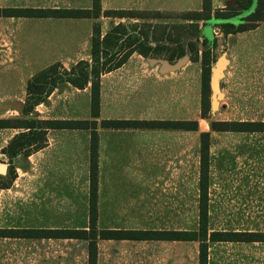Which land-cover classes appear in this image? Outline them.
<instances>
[{"label":"rangeland","instance_id":"rangeland-1","mask_svg":"<svg viewBox=\"0 0 264 264\" xmlns=\"http://www.w3.org/2000/svg\"><path fill=\"white\" fill-rule=\"evenodd\" d=\"M158 3L149 1L148 5ZM227 3L233 2L215 0L212 2V12L220 8L219 17L235 16L238 9L235 11V5L229 6ZM100 6L101 12L94 24L106 30L111 22L102 15L101 0ZM238 6L240 9L247 8V2L239 0ZM200 8L201 0H192L191 11ZM156 12H139L144 15L145 22L138 24V32L143 30L150 36L153 32L159 35L164 30L170 36L166 40L169 47L172 46L169 39H175L183 31L189 34L192 27L188 19L185 21L182 18L183 12ZM239 14L240 17L234 22L236 26L225 24L219 28L213 24L218 41L209 52L212 59L209 81L211 77L214 78L209 82V109L205 118L201 119L200 116L203 39L198 38L197 54L188 52L189 58L197 56L198 60H189L181 66L192 79L191 116L200 124L198 130L191 132L190 171L172 176L168 167L172 163L168 162L161 170V176L138 178V185L133 186L137 192H116L115 202H110L107 198L110 195L102 190L98 228L197 230L198 144L201 130H209L213 120L264 121V19H253L264 17V0H256L250 14L245 15L240 11ZM127 22L123 23L128 31L124 36L126 45L145 50L144 45L133 37L136 23ZM205 22L207 20H199V28ZM240 26L250 28L235 39V27ZM230 29L232 32L226 33ZM125 51L126 48H123L112 62ZM159 53L172 57L173 63L181 57L176 47L163 49ZM217 53H221L222 59L216 58ZM217 93H221L222 97L218 100L217 109L211 110L210 101L215 99ZM174 114L175 117L183 116L178 109ZM2 115L11 116L14 113ZM188 137L186 134V139ZM208 154V230L264 231V131L212 130L209 133ZM0 161L10 164V160L4 156H0ZM12 172L6 174L14 178L11 188L7 192L0 191V227L87 228L88 196L83 177L79 178V185L68 183L67 177L58 178L60 182L56 184H45L40 177L24 178L22 174L15 177ZM8 180V177H0V184ZM113 204L116 207L111 208ZM96 246L95 264H198L199 243L195 240L97 238ZM207 259V264H264V242H209ZM0 264H87V240L0 237Z\"/></svg>","mask_w":264,"mask_h":264},{"label":"crops","instance_id":"crops-1","mask_svg":"<svg viewBox=\"0 0 264 264\" xmlns=\"http://www.w3.org/2000/svg\"><path fill=\"white\" fill-rule=\"evenodd\" d=\"M91 1L0 0V8L76 9L89 8ZM101 1L102 12L107 14L102 15L111 22L106 30L100 27L101 37L113 26L118 23L123 24L124 21L136 23V29L132 32L139 36L138 24L145 22L143 17L120 16L117 12L178 10L186 13L192 10V0ZM149 1L159 3L149 6ZM214 1L211 0L212 9ZM222 1L233 2L226 5H235V10L237 8L239 11V0ZM255 1L251 0V7L247 5L245 15L250 14ZM95 19L0 15V120L13 121L29 117L41 120L93 118L90 112V83L83 88L75 87L68 82L60 83L35 105L29 114L23 115L22 107L27 96V83L36 73L54 63L69 69L80 60L88 62L91 60V37ZM190 22L191 20H188V23ZM162 23L166 22L162 21ZM243 32L244 30L235 31V39ZM200 34L203 35L199 37L200 39L205 37L209 41L212 37H216L213 24L210 21L202 24ZM189 60L190 58L187 61ZM169 63L173 64L171 60ZM181 66L176 69H166L159 60L143 56L134 50L120 66L101 73L99 110L98 116L95 117L98 142L97 210L102 190L110 195L107 197L110 202H115L116 192H137L133 186L138 185V178L161 176V170L168 162L172 163L168 165L172 176L184 175L185 171H190L191 132L196 130L175 125L161 127L157 123L158 121L185 123L196 120L191 116L192 79ZM177 109L181 114L183 112V116H174ZM4 113H14V115L1 116ZM101 120L147 123L102 126ZM199 125L197 121V128ZM25 130L27 129L18 126L0 125V156L10 160V164L7 163L6 173L1 174L4 176L0 175L1 179L7 178V172L13 171L15 177L16 174H22L24 178L40 177L41 182L45 184H56L60 182L57 181L58 178L67 177L68 183L79 185V178L83 177L85 193L88 196L90 130L47 128L45 141L41 147L33 149L30 153L18 152L9 156L2 151L15 135ZM201 131L212 130L209 125V130ZM186 134L189 135L187 139ZM199 145L200 142L198 163ZM13 179H10L6 187L0 185V191H9ZM110 207L114 208L116 205ZM6 228L18 227H0V229Z\"/></svg>","mask_w":264,"mask_h":264},{"label":"trees","instance_id":"trees-1","mask_svg":"<svg viewBox=\"0 0 264 264\" xmlns=\"http://www.w3.org/2000/svg\"><path fill=\"white\" fill-rule=\"evenodd\" d=\"M247 5H251V0H245ZM251 7V6H250ZM249 7V8H250ZM230 8V7H229ZM232 8V7H231ZM212 12L211 0H201V8L197 11H190L182 14L183 19L191 20L189 26L192 27L189 34L183 31L175 39H169L172 48L166 43L168 34L160 31L159 35L153 32L150 36L140 30L139 36H134L135 41L140 42L146 48L131 47L126 45L124 36L128 34L124 24L118 23L113 26L107 33L101 37L99 25L93 24L91 37V60H80L69 69L64 68L59 63H54L36 73L27 83V96L22 107V114H29L35 105L40 103L49 93L60 83L68 82L75 87L83 88L90 83V112L92 119H36L29 117L19 120H0L2 126H18L27 130L15 135L9 144L2 150L9 156L18 152L24 154L30 153L33 149L41 147L45 141V133L47 128H76L90 130L89 143V186H88V226L86 229H60V228H6L0 229V237H55V238H81L87 240V264H95L96 261V239H168V240H195L198 241V264H207V249L209 242H264V231H234V230H208V147H209V131L200 132L199 145V177H198V228L192 231L177 230H110L97 227V121L99 110V77L101 73L109 71L120 66L128 55L137 50L143 56L164 57L171 60L172 57L159 53L163 49L172 50L175 47L179 50V56L186 52L198 51V38L203 36L200 34L198 21L207 20L212 24L220 23L221 26L229 24L228 21L233 17H239V11L235 12V16L219 17L218 12ZM101 12L100 0H92L89 8H3L1 15L3 16H37V17H76V18H97ZM252 11H250L251 13ZM109 13V12H107ZM158 13V12H156ZM107 15L106 12H103ZM120 16L144 17L142 13L121 11L117 12ZM159 14V13H158ZM159 17V16H157ZM238 19V18H236ZM254 20H263L264 17H254ZM236 26V25H235ZM249 26L235 27V31L249 29ZM232 32V29L226 33ZM142 36V38H140ZM194 37V38H192ZM126 38H129L127 36ZM208 39L203 37L202 44L204 48L201 50V117H207L209 109V76L210 64L209 52L212 47L216 46L217 37H212L208 43ZM153 42V43H152ZM220 46H223L221 44ZM123 48L126 51L117 58ZM219 54V53H217ZM218 56V55H217ZM213 58V57H212ZM217 58V57H216ZM190 60L196 61V57L190 56ZM145 121H127V120H101L102 126H124V125H141L146 124ZM161 127L175 125L176 127H185V129L197 130V121L189 122H167L158 121ZM185 125V126H183ZM210 128L214 131H264V121H220L213 120L210 122ZM10 174V172H9ZM8 181L4 182L1 187H6L10 183V175Z\"/></svg>","mask_w":264,"mask_h":264},{"label":"water","instance_id":"water-1","mask_svg":"<svg viewBox=\"0 0 264 264\" xmlns=\"http://www.w3.org/2000/svg\"><path fill=\"white\" fill-rule=\"evenodd\" d=\"M218 27L220 28L221 27V24L218 23L217 24ZM221 35V33L219 34ZM218 38V36H216ZM200 45V44H199ZM221 48H223V46H221ZM151 57V56H150ZM151 58H154L156 60H159L162 64V66L166 69H176V68H179L181 65H183L188 59H189V54L188 52H186L185 54H183L179 59H177V61L173 64H170L169 63V60L164 58V57H151ZM217 58L220 60L222 59V55L221 53L218 54ZM222 61V60H221ZM220 61V62H221ZM220 62H218L220 64ZM214 77H211V80L213 79ZM210 80V81H211ZM209 81V82H210ZM222 97V94L221 93H217L216 94V97L215 99H212L210 101V109L211 110H215L217 109L218 107V100ZM6 169H7V163L6 162H3V161H0V174H5L6 173Z\"/></svg>","mask_w":264,"mask_h":264},{"label":"flooded vegetation","instance_id":"flooded-vegetation-1","mask_svg":"<svg viewBox=\"0 0 264 264\" xmlns=\"http://www.w3.org/2000/svg\"><path fill=\"white\" fill-rule=\"evenodd\" d=\"M239 9H240V8H239ZM246 9H247V8H241L239 11L243 13L244 11L246 12ZM239 17H240V16H239ZM239 17H237V18H239ZM232 21H233V22H232ZM234 22H235V18H234V17H233L232 20L228 21V23H229V24H232V25H235ZM217 23H218V22H217ZM208 43H209V41H208Z\"/></svg>","mask_w":264,"mask_h":264}]
</instances>
